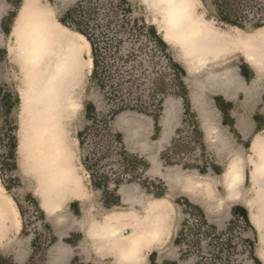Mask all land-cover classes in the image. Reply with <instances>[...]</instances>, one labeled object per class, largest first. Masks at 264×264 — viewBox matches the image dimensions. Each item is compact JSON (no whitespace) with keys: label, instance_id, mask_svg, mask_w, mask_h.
Wrapping results in <instances>:
<instances>
[{"label":"rangeland","instance_id":"1","mask_svg":"<svg viewBox=\"0 0 264 264\" xmlns=\"http://www.w3.org/2000/svg\"><path fill=\"white\" fill-rule=\"evenodd\" d=\"M1 1L4 6H8L0 19V29L6 34L20 0ZM201 1L205 8L204 16L214 19L221 28H227L228 23L222 21L227 18L246 33L258 28L264 29V0ZM48 2L57 8V19H63L68 25L86 31L94 40L97 68L96 73L93 75L92 72L82 84L80 107L75 113L77 116L51 120L50 130L55 135L51 142H56L57 138L61 151L55 162L46 165V157L41 158L35 154L34 144L38 140L36 131L27 130L24 123L28 120L20 123L17 116L21 101L20 87L17 85L18 72L6 56L7 37H4L0 45V184L4 194L9 196L13 210L12 213H5L3 210L0 212V226L9 222L11 225L8 223V227H14L15 219L19 220L21 226L18 234H11L4 240L2 248L6 249L5 254L13 257L20 248H27L32 250V254L26 264H48L50 249H55L58 244H73L81 240L78 246L82 252L92 251L90 247L85 250L82 245L84 238L80 234L67 237L69 231L82 232L78 222L85 219L100 220L103 217L105 209L101 204V190L97 191L91 186L92 174L96 181H100V175L104 176L103 182H106L110 191L127 185L130 188L136 186L146 195H150L149 183L156 181V194H163L168 189L169 200L183 194L201 207L207 224L199 220L201 210L192 207V215H189V205L184 207L183 202H178L179 213L174 217L172 226L175 227L179 218L184 230L185 247L181 248L184 252L178 258L180 250L175 243L168 242L167 247L172 251L165 254L163 264H170L174 259L180 264H258L255 260L257 233L251 223L254 218L239 198L229 201L233 203L225 202L220 207L207 204L201 195L186 194L179 186H168L167 183L170 182L166 183L160 175L149 172L152 167L149 158L154 156L161 173H178L182 181L186 175L193 180L205 176L216 178L221 175L228 157L215 151L211 137L208 138L204 132L200 108L192 106L190 117L184 112L185 101L187 99L189 103L191 93L186 80L189 77L175 50L163 41L156 26L146 16L141 0H74L65 5H60L55 0ZM77 3L79 5L76 10L65 18L64 14L75 8ZM44 4L47 5L46 1ZM91 60L93 71L92 51ZM227 60L230 61L229 66L238 67L242 63L240 68L252 72L238 54L228 55ZM261 78L264 79L263 76ZM262 93L259 91L252 101H245L242 95L235 101L241 117L248 118L257 106L261 109L264 104L260 97ZM168 97L179 100L180 107L177 117L172 120V145L165 144L158 151L161 118ZM211 97V93L204 96V108L211 122L225 135L229 149L241 150L245 157L248 154L247 145L242 148L243 142L233 128L228 130L227 127H220L219 113L211 106ZM8 100L16 101L10 111L4 105ZM89 104L93 109L87 112ZM121 116L140 127L133 142L124 141V133L121 131L123 124H117V119ZM144 117L152 120L150 133L146 132ZM10 136L14 137L16 143L12 157L9 156ZM69 139L71 143H68ZM137 145H147L148 150L141 153ZM55 147L58 148L57 142ZM25 155L29 163L23 161ZM59 168L63 172V181L70 171L78 170L89 194L87 199L79 201L76 213H73V207L68 208L71 201L67 203L74 194L68 193L59 199H50L62 207L61 222L43 213L41 202L33 192L34 184H39L42 193L49 194L51 188L46 187V183H53L51 171L54 173L55 169L59 172ZM60 186L56 193H61ZM216 190L217 197L224 196L221 186ZM47 198L52 196H46L45 199ZM181 199H184L183 196ZM234 206L245 209L249 223L232 215L231 209ZM197 219L199 222L194 225ZM186 220L192 221L193 226L184 224L183 221ZM61 233L63 236L59 237ZM152 258L144 264H150ZM103 263L110 264V258L106 257Z\"/></svg>","mask_w":264,"mask_h":264},{"label":"bare ground","instance_id":"2","mask_svg":"<svg viewBox=\"0 0 264 264\" xmlns=\"http://www.w3.org/2000/svg\"><path fill=\"white\" fill-rule=\"evenodd\" d=\"M55 1L65 5L73 0ZM141 2L152 25L156 26L163 41L175 50L177 58L184 66L189 77L186 80L190 86L194 87L191 92V102L194 107L200 108L202 124H210L208 112L203 108L206 92L220 91L228 97V89L233 85L236 86L235 92L244 91L235 68L228 65L227 52L242 56L244 61L254 69L256 77L251 81V86H254L262 76L264 77V29L258 28L246 33L235 25L226 24L227 28H221L214 19L204 16L205 8L201 0H141ZM3 7L4 3L0 0V15L5 10L2 9ZM5 37H7L6 56L18 72L17 85L18 88L20 87L21 101L17 116L20 118V123L28 120L24 123L27 130L36 131L38 140L34 144L35 154L41 158L46 157V165H50L56 161L61 151L57 138L58 148L55 147L56 142H51L52 137L55 136L50 130L51 120L77 116L75 113L80 107L82 84L92 73L90 42L82 33L62 24L57 19V8L48 0H21L11 29ZM3 41L4 36L0 33V45ZM173 99L168 97L164 103L161 118L163 132L168 130L169 123L173 119L175 109ZM144 120L146 132L150 133L151 120L148 117H144ZM117 124H123L121 131L124 133V141L133 142L138 135L139 125L129 122L123 116L118 117ZM68 143H71L70 139ZM220 144L221 147L217 148L218 154H225L228 157L223 147L225 142L221 141ZM146 146L142 145L140 149H145ZM263 146L264 140L254 138L246 156L249 165L248 187L243 185L241 155L236 157L234 165L233 163L229 165L227 161L221 175L216 178L205 176L202 179L193 180L186 175L182 181L178 173H161L167 182L177 185L181 183L185 191L204 197L207 204L220 207L228 200L239 198L254 218L251 223L257 233L256 257L262 264H264V185L260 183L262 167L258 164L260 155L264 156L262 155ZM149 160L152 165H158L154 156H151ZM23 161L29 163L26 155ZM58 170L59 172H56L54 169V173L53 170L51 171L53 183H46V187L51 188L49 194L42 193L39 184L33 186V192L39 198L41 207L50 215H60L62 210L56 201L50 199L55 197L59 199L70 193L81 200L87 199L89 195L78 170L70 171L67 180L64 181L63 172L60 168ZM63 183L65 185L60 186ZM59 186L61 193H56ZM218 186H221L224 191L222 197L215 195V192H218L216 190ZM120 195L123 203L139 208H124L129 212L143 210V205H146L149 200V198L144 199L142 192L137 188L131 190L128 186L121 187ZM46 196H52V198L45 199ZM8 197L0 184V212L3 210L5 213L6 211L12 213ZM150 200V207L155 209L156 215L163 214L166 209L171 208L170 201L164 197ZM106 213L115 218V212L107 211ZM121 215H124V212L121 211ZM8 223L5 224L6 229L10 224ZM82 223L84 221L78 222L83 226ZM13 224L14 227L9 228L18 230L19 220L15 219ZM123 230L124 228L110 222L108 228L103 230L99 228V231L95 232L96 237L101 241H104V237L108 238L104 254L110 258L111 264L130 263L135 259L137 242L141 241L143 234L131 237L125 235ZM155 238L157 240L161 238L158 231L155 232Z\"/></svg>","mask_w":264,"mask_h":264},{"label":"crops","instance_id":"3","mask_svg":"<svg viewBox=\"0 0 264 264\" xmlns=\"http://www.w3.org/2000/svg\"><path fill=\"white\" fill-rule=\"evenodd\" d=\"M20 3H21V0H20ZM19 6H20V4H19ZM19 6H18V8H19ZM7 7L8 6L6 5L2 9L6 10ZM18 8H17V10H18ZM5 10H3V13L0 15V19L5 14ZM16 13H17V11H16ZM16 13H15V15H16ZM15 15H14V17H15ZM14 17H13V19H14ZM12 22H13V20H12ZM11 26H12V24H11ZM10 29H11V27H10ZM8 32L6 34H4L0 29V33L4 37L8 34ZM229 53L230 52H227L228 55H230ZM227 56H226V58H227ZM235 58H236V56L234 57V59ZM240 59L252 71L250 73V72L244 70L243 68H240V66H242V63L238 67L231 66L232 68L233 67L235 68L236 73L238 75V79H239V81H241L240 84L243 85V87L241 86V88L244 89V91L239 90V91L235 92L236 86L233 85L232 87H230L228 89V94H229L228 97L224 96V94L220 91L206 92L205 94H207V93L212 94L210 104L213 107V109L219 113L220 127L221 128L227 127L228 130H231V128H233L235 130L237 136L243 142L242 148L243 149L246 148V145H247V148L249 151L251 145L254 142V138H260V139L264 140V104L260 107L261 108L260 110L258 109V106H257L252 111V114H250V116L248 118H246L245 116L244 117L240 116L238 108L235 106V101L238 100L241 95L243 96L245 101H252L255 97L258 96L259 91H262L263 93L260 97H261L262 103H264L263 102L264 79L260 78L259 80H257L255 82L254 86H251L252 85L251 81L256 77L254 69L244 61L242 56H240ZM227 62L230 63L229 60ZM248 87H249V90H248ZM190 88H191V92H192L194 87L190 86ZM173 100H174L173 105L175 107L173 119H175L177 117V114L179 111L180 101L177 99H173ZM182 101L184 102V100H182ZM185 102L186 103H185L184 112H186L187 116L190 117L189 113H192L191 108L193 106V104L191 102V93H190V97H189V103H188L187 99ZM204 102H205V99H204ZM203 108H204V105H203ZM184 118H186V115H184ZM193 119L196 120L195 117ZM209 119H210V124H208V123L202 124L204 132L207 133L208 138L211 137V139H212L211 143H212L213 147L216 148L215 151L217 153H218L217 148L221 147L220 142L221 141L225 142L223 147L225 148V151L227 152V155H228V161H229L228 163H229V165H230V163H233V165H234V163L236 161V157L237 156L240 157L239 155L242 156V154H241L242 151L241 150L240 151L235 150V149H233V150L229 149V144L226 140L225 135H223L220 132V130L218 129V127L215 126L213 124V122H211V118H209ZM172 120L169 123L168 130L164 131V132L161 131L160 138L157 141V150L158 151H160L165 144L169 143V146L172 145L173 139L170 138L172 136V133L174 130L173 126H172ZM189 120H190V118H189ZM202 123H203V121H202ZM151 131H152V120H151ZM165 132H166V134H165ZM177 138H179V137H177ZM140 147H141L140 145H137V148H140ZM147 150H148V148H145L139 152L144 153ZM263 154L264 153H262V155ZM246 156L245 157L242 156V158L240 157V159H242V162H243V185L247 186V184H249V165H248ZM231 160H232V162H231ZM259 161L260 162L258 165H260V167H262V169H261L262 170V175H261L262 177L260 179L261 180L260 183L262 185H264V169H263L264 168V156L261 157V155H260ZM149 162H150V160H149ZM149 172L155 173V174H158L161 176V172L159 170V164L158 165H155V164L152 165ZM161 178H163L165 180V182L167 183V180L164 177L161 176ZM155 182L149 183L150 184L149 185L150 190L148 191V193L150 195H146V194L142 193L144 199L149 198V200L146 203V205H143L144 208L141 211L129 212V211L124 209L125 206H128V208L131 207L130 209H136V208H138V206H129L128 204L122 202V198L120 195V189L121 188L116 189V195L118 196V199H119V202L116 206H113L112 208H109V209L105 208L103 205V198H102L101 204L105 209L103 211L104 215H103L102 219L91 220V221L85 219V220H83L84 223H82V225L85 227L78 224V226L80 227L82 232L81 231L80 232L69 231V233L67 235L68 238H71L72 234H74V235L80 234L81 238L82 237L84 238L82 245L85 247V250H88V248L90 247V249L92 251H89V252L86 251L87 253L82 252L81 248L78 246L81 243V242H79L81 240L74 242L73 244H67V245H64L63 243L58 244V246L55 249H52V248L50 249L51 253H49V255H48V264H105V263H103V261L105 260V258L107 256H105L104 252L107 249V247H106L107 243L106 242H107L108 238L104 237V241H101L100 239H98L96 237L95 232H98L99 228L101 230H103L104 228H108V224L110 222L117 224L118 227L124 228L123 232L127 236L130 235L131 237H135V236H138L139 234H143L141 237V241L137 242V249H136L137 251L135 253V259L133 261H131L130 263H125V264H144V262H146V260L152 258L153 256H156V258H154V259L152 258L153 260L151 261L150 264H163V262L166 258V257H164V256H166L165 254H167V252L172 251L169 247H167L168 242H172V244L175 243V245L178 247V250H180V253L178 255V258H179V256H181V252L182 253L184 252V251H181V248L183 246L185 247L184 242H183L184 230L181 228L179 218H178V221L176 222L175 227L172 226L174 217L179 213L180 205L178 204V202H183L184 207H186V205H189L188 206V207H190L189 215L190 214L192 215L191 211H192V207H193V208H197V210H201L200 212H201L202 218L205 219L206 221H207V219H206V216L203 213L202 209H200L201 207H199V205L194 203L192 201V199H190V197H188L187 195L178 194L177 196H175V198H171L169 200L168 199L169 194L167 193L168 189L163 194H160V195L156 194V192L154 191L155 188H157V186L155 185ZM167 185L168 186H172V185L179 186L180 188H182V190L186 194H189L191 196H195V195H193V193H191L189 191H185V189L182 187L181 183H179L177 185L173 182H170V183H167ZM167 185L165 186L166 188H167ZM123 186H127V185H123ZM135 188H137V187L133 186V187H131V190H134ZM101 194H102V192H101ZM181 196H183L184 199H181ZM133 197H135V195ZM158 197L159 198L164 197V198L168 199L171 203V208L166 209L163 214L161 213V214L156 215L155 209L154 208L152 209V207H150V202H151L150 199L151 198L154 199V198H158ZM83 200L84 199L79 200V199H77V197H75L73 195V198L70 199L69 201H67V203H69L71 201L68 205V208L73 207V209H74L73 213L74 212L76 213V207L80 206L79 201H83ZM229 201L230 200H228L227 203H233V202H229ZM239 208L240 209H238L234 206L233 209H231V213L234 217H240L242 219L243 218L242 216H244L245 209H243V207H239ZM119 210L124 212V215H121V211H119ZM107 211L108 212L109 211L115 212V218L110 217L106 213ZM43 213L48 217H55L58 222H61V220H59V217H60L59 214L50 215L44 211H43ZM183 222H184V224H187V222H188L187 225L192 224V221L189 222L188 220L183 221ZM160 223H162V224L160 225ZM158 225H160V226H158ZM20 229H21V226L17 231L12 230L9 227H7V229H6L5 225L0 226V264H26L28 259L30 258L31 254H32V250L29 251V249H27V248H20L19 251L13 255V257L11 254L8 257V255L5 254L6 249L2 248L3 244H4V240L11 234H14V235L18 234L20 232ZM157 231L161 234V238L158 240L155 238V232H157ZM62 236H63L62 233L59 234V237H62ZM63 238H65V237H63ZM70 243H71V241H70ZM163 245H165V246H163ZM53 251H54V253H53ZM176 260L177 259L173 260L174 263L172 262V260H171V262L173 264H180ZM172 263H170V264H172ZM122 264H124V263H122Z\"/></svg>","mask_w":264,"mask_h":264},{"label":"trees","instance_id":"4","mask_svg":"<svg viewBox=\"0 0 264 264\" xmlns=\"http://www.w3.org/2000/svg\"><path fill=\"white\" fill-rule=\"evenodd\" d=\"M79 3L76 4V7L75 8L69 9L64 14V17L65 18L70 17L72 15V12L74 10H76V8L78 7ZM223 18H225V17H223ZM59 21L62 24L68 26L69 28H72V29H74V30L82 33L88 39V41L90 42V44H91V51H92V55H93V66H94L92 72H93V75H94L96 73V68H97V61H96V57H95L96 47H95L94 40L90 37V35L86 31H84V30H82V29H80L78 27H73V26L68 25L67 23H65V21L63 19H60L59 18ZM222 21L227 22L230 25H235L233 22L229 21L227 18L222 19ZM8 97H10V95H8ZM14 103H16V101L15 102L14 101L11 102V101L8 100L6 103H4V105L7 106L8 107V111H10L11 110V107L14 105ZM86 109H87V112H88V111H90V109H93V107H92V105L89 104V105H87ZM9 148H10V150H9V156L12 157V156H14V150L16 149L15 139L12 136L9 137ZM104 178H105L104 176L100 175V177L98 179L100 181H96L94 179L93 175L91 174V184H92L91 186L93 188H95L96 190H101V192H102V198H103V205H104L105 208L109 209V208H112L113 206H116L118 204V202H119V199H118V196L116 195V188L117 187H115V189L113 191H110L108 189V186H107L106 182H103ZM158 195H160V194H158ZM242 217H243V219H244V221L246 223H249L248 217H247V214H246V211H244V216H242ZM199 220L201 221V223L207 224L206 223V220L203 219L201 215H200ZM199 220L198 219L195 220L194 225L197 222H199ZM187 224H188V222H187ZM189 226H193V225H189ZM255 260L258 262V264H261L257 260V258Z\"/></svg>","mask_w":264,"mask_h":264}]
</instances>
